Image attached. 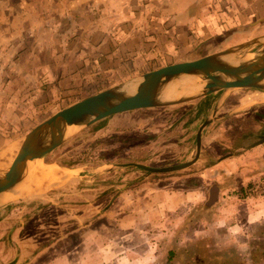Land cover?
<instances>
[{
	"label": "rangeland",
	"instance_id": "rangeland-1",
	"mask_svg": "<svg viewBox=\"0 0 264 264\" xmlns=\"http://www.w3.org/2000/svg\"><path fill=\"white\" fill-rule=\"evenodd\" d=\"M137 1L90 0L86 6L84 0H0V152L88 96L264 34V21L229 40L192 38L189 30L141 28L134 33L135 41L144 44L151 38L145 42L153 44L152 54H143L142 48L139 55L130 49L123 54L120 32L130 30L101 31L94 26L106 27L107 20L120 16L102 8L116 2L127 3L131 18L146 17L136 14L137 7L150 0ZM105 32L114 37L112 43L102 44ZM258 90H231L230 108ZM221 94L101 120L37 160L22 192L0 208V264L18 257V250L19 264H98L99 246L119 240L117 217L101 209L125 191L110 186L116 184L121 167L151 175V187L187 194L184 206L170 215L169 235L129 238L131 253L123 264H264V147L251 145L264 136L262 112L247 107L210 124L202 134L200 159L187 168L155 173L130 165L167 167L192 160L198 130ZM229 153L235 163L231 159L213 167ZM0 163L4 169V155ZM48 167L56 169L54 175L42 176ZM109 169L113 172L104 174ZM95 173L98 178L92 181L81 177ZM87 187L94 189L83 190ZM246 187L253 190L246 192ZM94 199L102 206L87 205ZM13 226L17 229L10 232ZM43 248L46 252L39 254ZM106 249L112 251L106 261H117L115 247Z\"/></svg>",
	"mask_w": 264,
	"mask_h": 264
},
{
	"label": "crops",
	"instance_id": "crops-1",
	"mask_svg": "<svg viewBox=\"0 0 264 264\" xmlns=\"http://www.w3.org/2000/svg\"><path fill=\"white\" fill-rule=\"evenodd\" d=\"M86 1L90 0H84V4L86 6H90V4ZM140 1L141 0H138L137 2L140 3ZM148 1L149 0H147V2ZM108 6H113L114 9H110ZM108 6L105 5L102 6V8L107 7L110 12H114L115 14L118 13L120 16L116 17L112 21H109L110 23L107 20L108 25L106 27L102 25V23H99L94 27L101 31H107L106 29H111L112 27L119 29L120 31L130 30L126 34L120 32V36H123L121 40L122 46L120 48V50L122 49L123 54L127 53L130 49L133 51L134 55H139V48H142L141 52L143 54H152L151 48L153 44L148 43L149 41L145 42L146 40H151V38H145V40L142 41L144 44H139L138 41H135L137 37L134 33H136L135 31L140 32L141 28L144 30L147 29L149 31L150 29L155 30L158 28H160V30L168 29L172 31L189 30L192 38H201L200 36H202V39L207 41L209 39L222 37V40H229L233 37L236 38L237 36L246 34L248 31H250L251 26L257 27L262 23V21H264V0H150L147 5L137 7V9L140 11L139 13L137 11L136 14H146V17H138L137 19L134 17L131 18L133 12L127 6V3L125 4L116 2ZM10 7H8V11L6 10V12L10 11ZM251 18L252 21H250ZM127 24H131V26H128ZM105 34H107V36H105ZM104 36L105 39L103 38L104 42H102V44H105L107 40L109 43H112L114 40V37L111 36L110 32H105ZM202 39L199 41V43L202 41ZM115 52H112V54ZM231 94L232 92L228 93L222 102H220L222 94L220 95L216 101V104L212 107L208 115L209 117L211 114H213L214 108L218 105V108L214 113L213 121L210 124H213L218 120H226L236 112L247 107H252L250 110H257L264 114V90L249 92L246 98H242L241 100L239 99L237 101V107H234V105L230 108V103H233L234 101L230 98ZM225 107H227V109H224ZM223 110L226 111L223 113ZM125 113L126 112L117 113L109 118L117 117L118 115ZM122 118L126 117H121V119ZM253 144L254 142L251 145ZM261 146L262 147L259 145L255 148H260V150H262L264 147V142ZM242 150L246 152L248 151L245 149ZM235 158L236 157L234 154L229 153L215 161L213 167L215 168V166H218V164L222 163L223 161L228 162L229 164L231 159H233V162L235 163ZM49 168L50 167H48V169ZM126 169L128 168L121 167V170L123 171H119L120 175L117 177L116 184L110 185L118 186L119 192H121V189L125 188L124 193L122 191L120 195L116 196L114 199L112 198L109 203L105 205L106 207L104 209H101L105 214L114 213L113 216L117 217V221L115 222L119 233L115 237H118L119 240L113 242L110 245L102 244V246H99L97 249L100 257L98 264H103L104 261L106 262L105 264H123L125 258L131 253L129 251L130 242L128 241L131 237H149V235L154 237V235L157 234L164 238L169 235L168 233L170 232L171 213L180 209L186 203L187 194L185 191H174L168 187H151L150 185L154 184V182L149 179L151 175H144L140 171L129 172ZM104 172H106L104 174L108 175L113 171L109 169L108 171ZM228 172H230V170H228ZM98 173L103 174L102 172ZM98 173H95L94 175L87 174L81 177L88 178V181H92L95 177L98 178ZM41 174L42 176L48 175L47 170L41 171ZM127 183H130V185L127 186ZM88 184L89 183H86V185ZM91 189L94 188H83V190ZM138 190L143 191L141 194H138L139 192L135 193ZM20 192H22V190ZM129 193H131L130 196L128 195ZM98 201L99 200L95 199L89 200L87 205L92 206L100 203V206L101 202ZM132 207L136 208L132 209ZM13 228L14 226L11 228L10 232L13 230ZM16 229L17 227L15 230ZM8 238L9 240H12V234ZM106 246L115 247L117 261H112L110 259L106 261L108 258L107 253L112 252L111 249L108 251ZM101 248L102 251H100ZM19 252L20 251L18 250V257H15L12 261L5 264L13 263L14 261H16L14 264H19ZM44 252H46V249L43 248L39 251V254H43ZM85 262L87 261H84V263L83 261H78V263H76L90 264Z\"/></svg>",
	"mask_w": 264,
	"mask_h": 264
},
{
	"label": "water",
	"instance_id": "water-1",
	"mask_svg": "<svg viewBox=\"0 0 264 264\" xmlns=\"http://www.w3.org/2000/svg\"><path fill=\"white\" fill-rule=\"evenodd\" d=\"M234 60L237 61L231 64ZM189 77L194 78L201 88L184 91L183 80ZM169 87H175L177 94L165 97ZM236 88L264 90V34L194 60L175 62L136 75L51 115L0 152V156H5V167L0 169V208L13 202L29 180L37 160L54 151L79 130L117 113L176 105L217 92H222V102ZM217 108L218 105L198 130L197 152L192 160L167 167L141 163L130 165L155 173L177 171L193 165L201 155L202 134L213 121ZM263 142L264 137L253 145Z\"/></svg>",
	"mask_w": 264,
	"mask_h": 264
},
{
	"label": "bare ground",
	"instance_id": "bare-ground-1",
	"mask_svg": "<svg viewBox=\"0 0 264 264\" xmlns=\"http://www.w3.org/2000/svg\"><path fill=\"white\" fill-rule=\"evenodd\" d=\"M248 57H250V56H248ZM237 60H234V61H232L231 62V64H233V63H235ZM195 79L194 78H186V79H184L183 80V84H182V88H183V90L184 91H196V90H198L199 88H201V86H196V85H194L193 83H195ZM177 91H176V88L175 87H172V88H168L167 89V91L165 92V97H170V96H173L174 94H177L176 93ZM2 167H3V163H0V169H2ZM54 170H56L55 168H49V169H47V174L48 175H54ZM59 176V175H58Z\"/></svg>",
	"mask_w": 264,
	"mask_h": 264
},
{
	"label": "built area",
	"instance_id": "built-area-1",
	"mask_svg": "<svg viewBox=\"0 0 264 264\" xmlns=\"http://www.w3.org/2000/svg\"><path fill=\"white\" fill-rule=\"evenodd\" d=\"M244 190H245L246 192H251V191L253 190V187H246Z\"/></svg>",
	"mask_w": 264,
	"mask_h": 264
},
{
	"label": "flooded vegetation",
	"instance_id": "flooded-vegetation-1",
	"mask_svg": "<svg viewBox=\"0 0 264 264\" xmlns=\"http://www.w3.org/2000/svg\"><path fill=\"white\" fill-rule=\"evenodd\" d=\"M257 89V88H256ZM216 104V103H215ZM208 117V116H207ZM264 137V136H263ZM260 140V139H259ZM253 146V145H252Z\"/></svg>",
	"mask_w": 264,
	"mask_h": 264
}]
</instances>
